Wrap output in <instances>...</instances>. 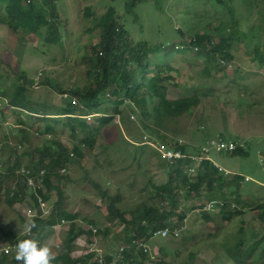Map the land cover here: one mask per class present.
<instances>
[{
	"label": "rangeland",
	"instance_id": "374dc122",
	"mask_svg": "<svg viewBox=\"0 0 264 264\" xmlns=\"http://www.w3.org/2000/svg\"><path fill=\"white\" fill-rule=\"evenodd\" d=\"M40 1V0H39ZM126 0H58L57 6L62 26L58 34L57 43L43 40L44 34H29L14 31L0 22V74L4 85L17 82L16 72L25 70L29 79L33 80L27 96L33 100L34 106L52 107L65 106V93H60L45 84L46 79H55L59 84L68 87L85 86L88 82L86 67L83 61L86 52L92 53L94 46L100 39L98 19L109 10L116 7L117 16L130 29L136 39L148 38L157 40L159 35L168 43H177L182 47L181 40L189 41L192 35L204 31L201 15L209 10L211 0H145L135 8V16L124 9ZM250 0H233L234 18L239 26L248 30V18L254 6ZM212 12V11H211ZM137 17V19H135ZM224 25L230 26V14L224 13ZM180 28L184 35L175 29ZM256 30L258 28L256 27ZM212 34L217 31L211 28ZM187 47L184 53H178L174 65L180 70L179 85H169V96L177 97L183 93L185 87L197 90L200 80L201 66ZM92 49V50H91ZM235 57L233 67L240 66L245 73V79L238 80L233 86L221 87V90H232L231 94L204 97L199 106L192 112L186 113L172 120L167 129L168 139L165 143L182 139L191 147L205 145L204 136L221 138L224 134L227 140L245 145L246 155L215 149L210 150V156L219 162L218 166L227 168L234 173L246 177L244 185L251 193L264 195V66L254 61V53L237 38L232 47ZM192 59H186V58ZM227 72L232 73V65H226ZM215 70L213 69L212 72ZM173 74H175L173 72ZM197 84V85H196ZM241 91V97L235 94L236 85ZM243 84V85H240ZM111 99V97H110ZM75 102V101H74ZM122 119L117 115L111 122L98 132V139L94 149L90 150L81 144L80 134L76 138L69 128H58L61 141L71 152L75 145L80 146L82 155L74 154L68 164L67 172L61 175L60 185L64 191V207L69 214H78L76 223L88 228L90 220H95L101 232L94 240L97 241L105 254H116L121 250L124 241L121 240L125 232L123 224L111 225L107 221L108 203L103 198L104 193L111 196L119 195L116 203L118 207L127 211V218L131 217V209L141 204H156L164 208L163 204L154 202L156 185L164 184L167 180L169 166L160 157L158 149L143 141L152 139L158 142L155 135H150L144 128L140 116L132 111L128 104L123 105ZM103 106L95 108L86 114L90 121L110 113L102 111ZM53 111V110H50ZM17 112L11 111L6 101H0V159L9 156L14 159L13 152L21 155L26 149L32 150L43 141L42 135L30 131V142L22 146L19 142V130L22 124L17 120ZM32 112L31 122L37 117L79 116V113ZM86 112V111H85ZM111 115V114H110ZM85 118V117H84ZM124 118V119H123ZM121 119V120H120ZM43 127V126H42ZM148 134V135H147ZM218 135V136H217ZM39 137V138H38ZM40 139V140H39ZM9 146V150L5 147ZM26 147V148H25ZM138 147H141L138 149ZM12 150V153H11ZM4 151V152H2ZM158 154H157V153ZM36 160V156H32ZM29 158L25 156V164ZM170 163V162H168ZM248 178V179H247ZM30 190V189H29ZM182 195V194H180ZM34 198L27 193L24 201L10 205L7 199L0 196V241L15 236L24 239L23 226L30 220L25 214L28 208H34ZM252 197L248 199L251 201ZM57 194L53 191L48 202V214L53 212ZM207 202V201H205ZM203 203L205 205L206 203ZM202 203V202H201ZM192 201H179V211L191 207ZM240 208V206H238ZM248 207V206H247ZM243 208L242 215L233 216L226 222H221V210L214 212L211 220L207 221L201 210L194 209L187 213V226L182 229L178 238L154 237L149 242L151 251L157 259H163L165 264H239L234 261L229 249L240 240H244L242 247L248 248L256 239L264 235V225L258 219V210ZM48 216V215H47ZM177 220V217H174ZM121 222V221H120ZM71 221L57 225L60 230L53 229L48 235L37 236L41 243L48 244L56 255L62 251L59 246L64 244L67 237L66 230ZM108 230L109 233L102 231ZM81 236V235H80ZM255 236V238H254ZM6 244L0 242V247ZM59 248V249H58ZM161 249V253H160ZM162 249H165L163 253ZM91 251L89 242L79 237L73 242V255H80ZM160 255V256H159ZM153 258V259H154ZM247 264H264V242L260 243L254 255ZM17 263V262H16Z\"/></svg>",
	"mask_w": 264,
	"mask_h": 264
},
{
	"label": "trees",
	"instance_id": "16d2710c",
	"mask_svg": "<svg viewBox=\"0 0 264 264\" xmlns=\"http://www.w3.org/2000/svg\"><path fill=\"white\" fill-rule=\"evenodd\" d=\"M57 1L0 0V22L14 31L44 34L43 40L57 43L60 40L59 27L62 26ZM144 1L126 0L124 9L128 14L135 16V8ZM232 1L211 0L209 10L205 8L206 12L201 15L200 21L203 23L204 31L192 35L189 41L182 39V47L178 48L176 47L179 44L168 43L160 35L157 40L136 39L128 26L117 16L116 7L110 6L96 24L100 28L99 42L92 46L91 54L90 52L84 54L87 84L83 87L80 85L68 87L59 84L55 79L48 78L45 81L50 88L60 93L66 92L63 97L65 106L52 107L46 104L34 106L33 100L27 96L33 80L27 77L25 70L16 72V79L19 80L12 86L4 85L3 76L0 74V101H6L11 106L12 112L18 111L17 120L22 124L19 130L20 144L25 146L30 142L31 130L43 137V141L32 150L26 149L21 155L17 152L12 153L11 150L14 159L10 156L3 161L0 159V196L6 198L7 202L13 206L19 201H24L27 193L31 192L35 207L28 208L25 214L37 225L33 229V234L36 236L48 235L63 218L71 221L66 230L67 237L64 244L59 246L62 251L56 255L53 264H100L91 246V251L82 256L72 254L73 242L82 237L90 245L94 232L91 228L81 227L76 223L78 214H69L64 207V191L60 181L61 175L66 174L67 171L63 172L62 168L68 167L75 153L77 155H82V153L80 144L75 145L74 151L71 152V149L61 141L58 128L61 126L69 128L76 138L81 132L79 137L81 144L92 150L99 137L98 132L117 115L122 119L123 105L128 104L132 111L140 116L147 133L155 135L158 141L165 143L169 137L167 129L172 120L192 112L201 104L204 97L231 94L232 90H221V87L233 86V83H237L238 80L245 79L246 72L240 66L233 67L235 57L232 47L237 38L253 51L254 61L264 66V0H250L249 3L254 6V11L248 18V30L242 29L239 21L234 18ZM155 3L161 5L160 0H156ZM225 12L230 14V26L224 25L225 20L222 15ZM211 28L216 29V35L212 34ZM175 31L184 35L180 28ZM193 46H198L199 49L194 51ZM187 47H191L190 54L198 59L196 64L201 66L199 72L201 81H198V85L196 84L197 90L192 91L185 87L181 95L170 97L169 85L171 83L179 85L180 81V69L174 65L173 61L176 60L178 53L186 52ZM226 65H232V73L227 72L226 67L228 66ZM213 69L214 72H212ZM238 86V84L234 86L235 94H238L240 98L241 91L238 90ZM101 106H103L102 111L105 110L111 115L96 117L95 122L83 117L92 109ZM50 110H57L62 114L79 113L80 115L44 116L37 117L38 119L34 122L30 121L35 119V116L32 117V112H50L57 115V112ZM83 112L86 114H82ZM219 137L229 142L224 134H220ZM203 139L204 144L209 140L207 136ZM5 147L9 150L7 144ZM183 150L187 155L185 158L174 160L171 163L164 160L169 166L167 180L164 184L156 185L152 196L154 197L153 203L160 202L167 207L141 204L131 209V217L127 218V211L116 205L120 196L103 194V198L108 203L107 221L111 222L112 226L119 222L126 228L121 238L125 242L121 246L123 250H118L116 254H105L108 264H165L163 259L151 258L140 244L149 243L154 230L158 228L183 226L184 223L187 226L186 215L190 210H201L203 217L207 221L211 220L213 212L202 210L205 201H207L205 203L214 201L217 209L219 206L222 212L220 216L222 223L233 216L242 215L243 208L248 206L249 210L259 211L258 219L264 225V195L251 193L244 185L246 177L243 174L226 173L224 169H220L215 164L216 160L213 157V160L202 159L195 162L191 156L199 155L201 152L199 146L191 147L187 143L183 146ZM231 152L247 154V150L242 147ZM25 156L29 160L24 164ZM32 156H36V160ZM21 167L28 168L30 173L23 175L19 171ZM193 168L194 175L191 174ZM42 169H45L46 173L39 176ZM29 178L36 181L35 186L29 184ZM53 191L57 194L53 212L48 216L43 215L39 197H42L48 205H52L48 200ZM250 196L252 199L248 201ZM181 197L185 202L192 201L191 207L186 206L185 209L179 211ZM29 209L33 210L34 215L27 214ZM175 216L177 220H174ZM90 222L93 225L97 223L93 219ZM99 227L101 228L100 225ZM102 232L109 233L108 230ZM3 240L14 248L20 239L11 236L1 241ZM262 242H264V235L244 249L242 247L244 240H240L228 251L235 262L247 264L248 259L254 255ZM164 250L162 249L163 253H165ZM0 264H17L14 252L10 255H4L2 252Z\"/></svg>",
	"mask_w": 264,
	"mask_h": 264
},
{
	"label": "built area",
	"instance_id": "2783aa9c",
	"mask_svg": "<svg viewBox=\"0 0 264 264\" xmlns=\"http://www.w3.org/2000/svg\"><path fill=\"white\" fill-rule=\"evenodd\" d=\"M195 47H197V49H199L198 46H195ZM83 117H85L86 119L90 120V118L93 117V116L87 117L86 115H84ZM222 139L223 138H218V139L217 138H212V139L207 140L206 144L202 148V154L196 155V156H191V158L195 162H199L202 159L213 160L212 157L210 156V150L211 149H215L216 151L226 150V151H230L231 152V151H233V150H235V149H237L239 147H242V148L245 147V145L243 143L240 144L238 142H233V141H230V140H228L229 142H227V141L222 140ZM144 143H148L154 148H161L160 151L158 150V152L161 154L160 157L162 159L166 160V161H169L170 163L173 162L174 160H177V159H180V158H185L187 156L185 154L184 150H183V146L185 145V142L182 139H174V140H171V141H169L167 143H163V142L157 143V142H154L152 139H150V140H147V141L145 140V141L142 142V144H144ZM215 164L218 166V164L216 162H215ZM219 167H220V169H222L221 166H219ZM66 170H67V167H63L62 168L63 172H65ZM19 171L23 175H27V174L30 173V170L28 168H26V167H21ZM44 173H46V171H45V169H42L40 171V173H39V176H43ZM191 174L192 175L195 174L194 168L191 169ZM29 184H31V186H35L36 185V181L34 182V180L32 178H29ZM39 202L41 204L43 215H49L48 212H47L49 205L43 200L42 197H39ZM202 210L215 212L217 210L216 203L214 201L213 202H208V203H206L204 205ZM27 214L28 215H34V212H33L32 209H29L27 211ZM67 221H69V220L63 218L61 220V222L59 223V225L62 226ZM97 226L98 225H93V224L89 225V228L93 229V232H94V235L92 236V239H91L92 241H91L90 246H92V245L97 243V241L94 240V238L97 236V234L95 233L96 230L98 229ZM184 227H186L185 223H184L183 226L176 225L175 227L158 228V229L154 230L152 238H154V237H168V236H171L173 238H178V237L181 236V232H182V229ZM55 228L57 229V232L60 230L57 227H55ZM140 245L142 247H144L145 252L150 254L151 258L155 257V252L151 251L148 242L141 243ZM9 246L10 245H8V244H4L3 245V247H9ZM10 247L12 248V246H10ZM91 249L98 252L97 259H98L100 264H108L106 262L105 255L102 253V248L99 247V245H98V247H94V248H91ZM121 250H123V249H121ZM1 253H2V251H0V254Z\"/></svg>",
	"mask_w": 264,
	"mask_h": 264
},
{
	"label": "clouds",
	"instance_id": "9594fccd",
	"mask_svg": "<svg viewBox=\"0 0 264 264\" xmlns=\"http://www.w3.org/2000/svg\"><path fill=\"white\" fill-rule=\"evenodd\" d=\"M37 225L34 220L27 221L23 226L24 239L18 240L14 248L0 247L4 255L14 252L17 264H53L56 254L48 244L41 243L40 239L33 234Z\"/></svg>",
	"mask_w": 264,
	"mask_h": 264
},
{
	"label": "bare ground",
	"instance_id": "6f19581e",
	"mask_svg": "<svg viewBox=\"0 0 264 264\" xmlns=\"http://www.w3.org/2000/svg\"><path fill=\"white\" fill-rule=\"evenodd\" d=\"M178 47H180V46H177L176 48H178ZM193 50H194V51H197L198 49H197V47L193 46ZM157 149H158L159 151L161 150V148H157ZM60 222H61V221H60ZM100 229H101V228H100ZM100 229H97L95 233H96V234H99ZM91 230L93 231V229H91ZM94 247H98V244L96 243V244H94V245L91 246V248H94ZM102 253L104 254L103 249H102ZM95 254L97 255L98 252L95 251ZM96 255H95V256H96Z\"/></svg>",
	"mask_w": 264,
	"mask_h": 264
},
{
	"label": "crops",
	"instance_id": "0c3cea01",
	"mask_svg": "<svg viewBox=\"0 0 264 264\" xmlns=\"http://www.w3.org/2000/svg\"><path fill=\"white\" fill-rule=\"evenodd\" d=\"M216 163L217 164H219V162L216 160ZM222 169H224L225 171H226V173H229V174H234V172L233 171H231L230 169H227V168H222ZM236 173V172H235ZM263 185H264V183H263ZM216 212V211H215ZM214 213V212H213ZM213 215H215V214H213Z\"/></svg>",
	"mask_w": 264,
	"mask_h": 264
}]
</instances>
